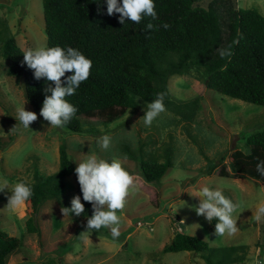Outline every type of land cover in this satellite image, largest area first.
<instances>
[{"label":"rangeland","instance_id":"obj_1","mask_svg":"<svg viewBox=\"0 0 264 264\" xmlns=\"http://www.w3.org/2000/svg\"><path fill=\"white\" fill-rule=\"evenodd\" d=\"M228 3L235 9L253 8L264 15V0H200L199 5L212 7L223 20ZM9 35L22 50L47 46L42 0H0V180L6 179L12 186L20 181L33 182L36 169L42 174L56 172L60 146L65 144L74 161L87 153L108 161L119 159L134 176L135 187L125 208L117 213L121 219L117 239L103 227L80 235L86 231L87 219L74 214L63 216L61 207L70 208L72 198L79 195L73 176L67 179L65 206L49 199L40 207L39 233L26 229L29 202L8 210L11 192H0V228L20 241L8 264H211L208 258L213 264H264V221L254 219L257 206L264 202V186L248 177L220 176L217 170L207 174L223 159L227 163L233 148L248 151V137L264 130L263 106L207 88L204 73L193 69L169 79L174 100L198 101L193 120H184L165 109L151 126H146L142 117L147 104L140 100L138 108L111 123L84 119V132L50 127L27 101L21 79L7 73L11 59L2 54V49ZM24 104L25 110L37 113L38 119L28 129L19 125L10 132L17 123L16 109ZM104 135L111 138L108 149L97 143ZM130 147L136 151V159L129 158L126 150ZM168 149L172 166L156 182H146L141 160L152 157L163 162ZM205 185L221 190L240 205L234 213L239 228L235 235L216 236L217 220L209 223L192 210L199 201L187 192ZM181 220L185 224H180ZM178 233L206 241L209 249L202 253L165 252ZM232 246L236 247L233 251Z\"/></svg>","mask_w":264,"mask_h":264},{"label":"trees","instance_id":"obj_2","mask_svg":"<svg viewBox=\"0 0 264 264\" xmlns=\"http://www.w3.org/2000/svg\"><path fill=\"white\" fill-rule=\"evenodd\" d=\"M199 2L154 0L155 20L144 17L138 24L126 20L122 25L118 13L107 14L106 0H42L47 46L72 47L92 60L89 78L74 95L67 97L78 111L65 128L84 132V119L111 123L128 110L138 108L140 100L151 102L157 93H165V109L184 120H193L198 101L179 103L172 98L169 88L171 76L193 69L204 73L207 88L264 107V15L253 8L235 9L228 3L221 20L212 7H201ZM148 23L156 27L146 30ZM165 23L170 26L168 29L162 27ZM23 51L13 35L5 37L2 54L11 59L7 73L20 79L25 77L27 101L40 111L46 80H36L33 70L22 63ZM71 74L66 73L62 80ZM246 144L248 151L233 148L228 162L223 159L220 166L210 167L207 174L217 170L220 176L248 177L264 186V176L256 171L257 163L264 160V130L251 134ZM130 148L126 150L129 158L136 159V151ZM170 151L167 150L163 162L152 157L141 160L146 182H156L172 166ZM73 161L68 147L62 144L59 169L52 174L36 169L35 180L26 182L33 191L28 200L27 232H40L38 215L46 200L54 199L65 206L63 197L67 195L70 176L75 178L85 206L80 217L87 219L92 215L91 204L83 201L74 171L77 164ZM19 246L18 238L0 228V264H8ZM235 248L230 247L231 251ZM208 249L206 241L178 233L164 251L202 253Z\"/></svg>","mask_w":264,"mask_h":264},{"label":"clouds","instance_id":"obj_3","mask_svg":"<svg viewBox=\"0 0 264 264\" xmlns=\"http://www.w3.org/2000/svg\"><path fill=\"white\" fill-rule=\"evenodd\" d=\"M106 2L107 14L111 16L118 13L119 23L122 25L126 20L138 24L144 17H151L153 20L157 18L154 0H122V3L118 0H106ZM155 27L152 23H148L146 30L150 31ZM162 27L168 29L170 26L165 23ZM223 54L221 52V55ZM22 63L33 70L36 80L42 78L46 80V86L43 89L45 98L39 115L48 122L50 127H65L78 111L67 97L74 95L80 84L89 78L92 60L72 47L65 49L60 46H41L24 50ZM66 73L72 74L62 80ZM164 99L165 93H157L156 98L147 103V110L142 117L146 126H151L154 119L165 111ZM25 104L16 109L17 123L10 132H15L19 125L28 129L30 124L37 121V113L25 110ZM110 142L111 138L108 135L97 140L103 149H108ZM73 162L77 163L74 171L83 201L92 206V215L87 217L86 231L80 235L98 232L103 227L110 229L113 239L119 238L121 219L117 213L125 208L127 197L135 187L134 176L125 169L119 159L108 161L95 154L87 153L81 160ZM256 171L264 176V160L257 163ZM6 189L11 192V195L7 197L8 210L20 208L33 195L31 186L24 181L10 186L6 179L0 180V192ZM187 193L199 201L198 205L191 206L198 216L204 217L209 223L217 220L214 233L216 236H233L238 233L237 219L234 217V213L240 207L238 203L227 198L221 190L207 185ZM60 211L64 217L73 214L79 217L85 213L81 196H74L71 207L62 206ZM254 219L257 222L264 221V202L257 206ZM180 224H185V221L181 220ZM195 226L200 227L198 224Z\"/></svg>","mask_w":264,"mask_h":264},{"label":"water","instance_id":"obj_4","mask_svg":"<svg viewBox=\"0 0 264 264\" xmlns=\"http://www.w3.org/2000/svg\"><path fill=\"white\" fill-rule=\"evenodd\" d=\"M21 86L23 88L24 93L27 94V84H26V81H25V77H23L21 79Z\"/></svg>","mask_w":264,"mask_h":264},{"label":"built area","instance_id":"obj_5","mask_svg":"<svg viewBox=\"0 0 264 264\" xmlns=\"http://www.w3.org/2000/svg\"><path fill=\"white\" fill-rule=\"evenodd\" d=\"M141 225V224H140ZM262 264V263H261Z\"/></svg>","mask_w":264,"mask_h":264}]
</instances>
